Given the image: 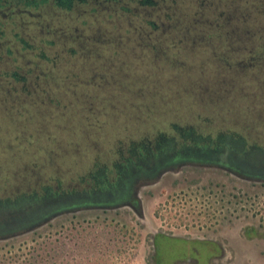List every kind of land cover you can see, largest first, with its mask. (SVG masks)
Wrapping results in <instances>:
<instances>
[{
	"label": "rangeland",
	"instance_id": "obj_1",
	"mask_svg": "<svg viewBox=\"0 0 264 264\" xmlns=\"http://www.w3.org/2000/svg\"><path fill=\"white\" fill-rule=\"evenodd\" d=\"M2 3L0 200L85 191L159 137L264 146V0ZM138 195L141 218L79 208L0 239V264H147L155 230L227 238L233 264H264V183L185 163Z\"/></svg>",
	"mask_w": 264,
	"mask_h": 264
},
{
	"label": "flooded vegetation",
	"instance_id": "obj_2",
	"mask_svg": "<svg viewBox=\"0 0 264 264\" xmlns=\"http://www.w3.org/2000/svg\"><path fill=\"white\" fill-rule=\"evenodd\" d=\"M14 4L36 6L43 0H11ZM72 0H53L57 5H68ZM2 2L7 0H0ZM145 3L146 0H138ZM23 11L27 12L26 9ZM189 141H175L160 137L152 145L131 146L109 165H103L88 173V187L81 192L49 191L20 196L14 200H0V239L25 229L26 224L45 222L62 212H74L79 208L103 210L128 209L141 218L139 190L154 183L167 170L185 163L221 168L229 174L264 183V177L251 174L239 164L264 167V146L247 143L232 134L203 135L188 132ZM217 155V156H216ZM230 159V160H229ZM74 198V199H72ZM82 198L88 202L79 204ZM70 200V201H69ZM68 201L70 203H68ZM73 202V203H72ZM15 218H11L12 214ZM9 214V215H8ZM13 217V216H12ZM24 222H28L23 224ZM257 233L253 226L244 227L243 235ZM161 234L164 238L156 235ZM174 236V237H171ZM11 238V237H10ZM8 238V239H10ZM218 236H190L153 231L146 241L147 264H233L231 243Z\"/></svg>",
	"mask_w": 264,
	"mask_h": 264
},
{
	"label": "water",
	"instance_id": "obj_3",
	"mask_svg": "<svg viewBox=\"0 0 264 264\" xmlns=\"http://www.w3.org/2000/svg\"><path fill=\"white\" fill-rule=\"evenodd\" d=\"M217 156V155H216ZM230 160V159H229ZM241 167H243V169L247 170L249 173L251 174H255L261 177H264V167H254V166H250V165H245V164H239ZM28 223V222H24L23 224ZM40 222H32L30 224H26L27 227H25V229H29L35 225H37Z\"/></svg>",
	"mask_w": 264,
	"mask_h": 264
}]
</instances>
